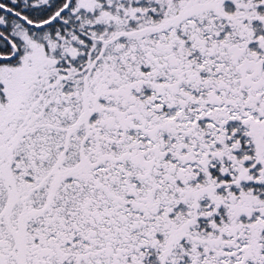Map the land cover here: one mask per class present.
I'll return each instance as SVG.
<instances>
[{"label": "snow or ice", "instance_id": "1", "mask_svg": "<svg viewBox=\"0 0 264 264\" xmlns=\"http://www.w3.org/2000/svg\"><path fill=\"white\" fill-rule=\"evenodd\" d=\"M0 264H264V0H0Z\"/></svg>", "mask_w": 264, "mask_h": 264}]
</instances>
